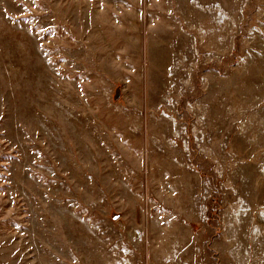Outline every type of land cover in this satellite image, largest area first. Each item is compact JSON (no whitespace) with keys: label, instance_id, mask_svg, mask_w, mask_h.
Segmentation results:
<instances>
[{"label":"rangeland","instance_id":"obj_1","mask_svg":"<svg viewBox=\"0 0 264 264\" xmlns=\"http://www.w3.org/2000/svg\"><path fill=\"white\" fill-rule=\"evenodd\" d=\"M0 264H264V0H0Z\"/></svg>","mask_w":264,"mask_h":264}]
</instances>
